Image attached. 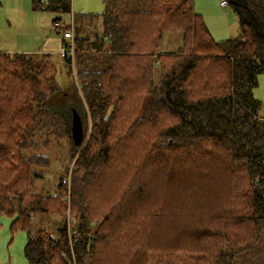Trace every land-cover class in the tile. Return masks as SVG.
Segmentation results:
<instances>
[{
  "label": "trees",
  "instance_id": "1",
  "mask_svg": "<svg viewBox=\"0 0 264 264\" xmlns=\"http://www.w3.org/2000/svg\"><path fill=\"white\" fill-rule=\"evenodd\" d=\"M101 3L73 14L71 0H32L35 11L101 21L100 35H74L78 147L71 119L46 106L60 90L53 64L0 51V217L26 234L27 264H264V117L253 95L264 0H226L239 33L223 41L192 0ZM169 31L183 44L160 51ZM62 138L70 177L40 197L31 180L50 160L26 152ZM36 214L59 217L55 235H31Z\"/></svg>",
  "mask_w": 264,
  "mask_h": 264
},
{
  "label": "rangeland",
  "instance_id": "2",
  "mask_svg": "<svg viewBox=\"0 0 264 264\" xmlns=\"http://www.w3.org/2000/svg\"><path fill=\"white\" fill-rule=\"evenodd\" d=\"M42 1L46 2L47 0ZM219 1L192 0V3L195 13L201 17L215 41L235 38L239 33L238 19L228 6L220 7ZM0 4V51L30 54L40 59L49 60L55 68L54 77L60 90L48 97L46 106L61 113L68 122L70 119L72 120L71 113L73 111L82 114L81 97H79V92L73 83V81L75 82L73 71L78 63V55L76 52L74 66H71L72 77H70L68 74L70 65L59 55L60 47L65 45L68 39L63 37L62 31L54 27L53 21L58 18L64 21L66 25V23H70L71 13L101 12L103 9L101 0H71L70 14L35 11L32 0H0ZM100 26V18L96 16L91 19L83 18L82 21H75L73 41L74 35L81 38L85 35H90L91 38L100 35ZM182 44L181 32L169 31L162 36L157 46L160 51L174 52ZM253 95L261 102L260 112L264 117V74L258 75L257 86L253 90ZM71 152V144L65 138L53 139L46 147H39L36 151L28 150L26 152L42 154L50 160L47 167L35 169L38 176L31 180V188L35 194L40 197L55 194L58 190L59 178L63 177V172L67 170L66 178L70 177L74 164L73 159H70ZM68 191L66 189V195H68ZM67 206L69 207L68 204ZM66 216L70 225L69 210L66 212ZM52 218L59 220V217H51L47 214L34 215L29 229L31 235L35 236L40 230H46L55 235L56 224L50 223ZM11 221L12 217L8 215L0 217V264H27L24 254L26 234L23 231L12 233L10 231Z\"/></svg>",
  "mask_w": 264,
  "mask_h": 264
},
{
  "label": "built area",
  "instance_id": "3",
  "mask_svg": "<svg viewBox=\"0 0 264 264\" xmlns=\"http://www.w3.org/2000/svg\"><path fill=\"white\" fill-rule=\"evenodd\" d=\"M220 5L222 7H226V0H220ZM72 16V15H71ZM73 17H71L70 23L64 24V21L58 20L54 22V27L63 32V37L65 39H68V42L60 47L59 50V55L63 57L65 60L69 62L70 67L74 66V61L76 58V50H75V45L73 41ZM73 78L75 80V70L73 71ZM64 201L69 205V198H67V195L64 199ZM69 210V207H68ZM67 210V211H68Z\"/></svg>",
  "mask_w": 264,
  "mask_h": 264
},
{
  "label": "water",
  "instance_id": "4",
  "mask_svg": "<svg viewBox=\"0 0 264 264\" xmlns=\"http://www.w3.org/2000/svg\"><path fill=\"white\" fill-rule=\"evenodd\" d=\"M70 124V135L73 140V144L78 147L82 145L84 132L80 117L74 112Z\"/></svg>",
  "mask_w": 264,
  "mask_h": 264
},
{
  "label": "crops",
  "instance_id": "5",
  "mask_svg": "<svg viewBox=\"0 0 264 264\" xmlns=\"http://www.w3.org/2000/svg\"><path fill=\"white\" fill-rule=\"evenodd\" d=\"M219 5H220V1H219ZM220 7H222V6L220 5ZM82 13H86V12H82Z\"/></svg>",
  "mask_w": 264,
  "mask_h": 264
},
{
  "label": "bare ground",
  "instance_id": "6",
  "mask_svg": "<svg viewBox=\"0 0 264 264\" xmlns=\"http://www.w3.org/2000/svg\"><path fill=\"white\" fill-rule=\"evenodd\" d=\"M74 112V111H73ZM75 113V112H74ZM73 117V116H72Z\"/></svg>",
  "mask_w": 264,
  "mask_h": 264
}]
</instances>
